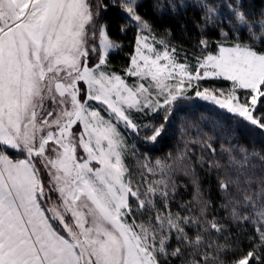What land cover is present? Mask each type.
<instances>
[{
  "label": "snow or ice",
  "instance_id": "6c2138e0",
  "mask_svg": "<svg viewBox=\"0 0 264 264\" xmlns=\"http://www.w3.org/2000/svg\"><path fill=\"white\" fill-rule=\"evenodd\" d=\"M113 3L125 14L120 31L133 22L136 31L125 74L139 82L131 86L105 70L110 52L122 46L100 22L101 9L108 14L104 0L95 7L89 0H0V264H223L220 252L227 245L220 240L228 221L251 223L256 233L249 237L250 250L232 264H264V152L226 150L227 164H209L223 169L217 175L223 220L210 215L211 201L199 196L198 211L181 204L182 211L172 212L173 169L159 160L155 168L145 163L152 175L159 168L161 178L141 176L135 183L119 128L138 132L132 111H168L187 98L193 81L222 78L231 82L227 93L197 88L195 95L264 129V114H254L264 103V51L256 47L264 46V13L256 23L243 0L221 5L226 11L196 0L203 27L216 25L220 35L213 52L201 31L193 65L178 59L167 38L156 37L138 12L139 0ZM154 7L164 14L163 4ZM179 8L187 4L172 2L169 11ZM233 34L239 38L227 44ZM92 57L97 63H90ZM237 89L247 90L243 103ZM145 127L151 142L165 130L163 124ZM52 191L56 201L47 195Z\"/></svg>",
  "mask_w": 264,
  "mask_h": 264
},
{
  "label": "trees",
  "instance_id": "16d2710c",
  "mask_svg": "<svg viewBox=\"0 0 264 264\" xmlns=\"http://www.w3.org/2000/svg\"><path fill=\"white\" fill-rule=\"evenodd\" d=\"M157 2L164 5L163 15L154 7ZM172 2L180 4L182 0H139L138 12L152 25L156 37L167 38L171 45L176 46L180 61L194 64V56L199 53L198 43L201 31H204L206 38L210 41V51L214 52L220 28L213 24L203 27L202 11L195 6L196 0H183L187 8H179L176 13L169 11ZM208 2L214 3L221 11H226L221 8V5L227 4L229 0H208ZM104 3L108 5V14L104 15V10L101 9L100 20L106 23L111 39L122 46L119 50L110 52L106 69L110 73L123 77L125 69L129 67L130 56L134 53L135 27L130 25L128 31L122 33L120 28L125 23V19L122 18L125 14L119 6L114 5L113 0H104ZM243 4L244 11L249 13L256 23H259L260 14L264 13V0H243ZM223 23L227 31L231 25L227 20ZM243 35L247 36L248 33L245 31ZM238 38L236 34H233L227 44L233 43ZM256 47L264 51V46L257 43ZM185 54H187V61H185ZM201 84L206 87L224 89L231 86L229 81L222 79L204 80ZM254 114L257 117L264 114V103H258ZM145 118L146 123L152 119L149 115ZM152 122L157 126L163 124L165 130L155 142L146 141V139L133 142V150L127 158V166L133 181L139 183L141 176L146 180H159L161 178L159 168L156 169L155 175H152L143 165L147 163L155 168L158 160L166 163L173 169L169 176L176 185L175 199L171 201V211H182L181 204H188L198 211L199 205L194 197L199 196L204 201H211L210 215H216L223 220L227 213L221 207L223 196L217 180L218 172L222 175L223 169H210L209 164L216 162L227 164L229 153L226 150H231L234 155L239 154L240 148L246 149L249 153L264 152V129L237 116L201 104L177 107L167 120L158 115ZM181 154H183V160L180 159ZM13 155L15 158H23L15 152ZM256 167L258 169L259 165L257 164ZM255 234V226L251 223L241 224L238 227L235 223L228 221V231L224 234L226 239L220 240L222 245H227L225 250L220 252L223 264H232L234 259L247 253L251 248L249 237ZM172 244L175 246V241H172Z\"/></svg>",
  "mask_w": 264,
  "mask_h": 264
},
{
  "label": "rangeland",
  "instance_id": "374dc122",
  "mask_svg": "<svg viewBox=\"0 0 264 264\" xmlns=\"http://www.w3.org/2000/svg\"><path fill=\"white\" fill-rule=\"evenodd\" d=\"M89 3H91L93 5V7H95L96 5V1L95 0H89ZM100 19V17H99ZM101 22V20H100ZM102 23V22H101ZM134 25V22L133 24ZM91 27V26H89ZM94 43H96L98 45L99 43V39H98V31H97V38L95 41H93ZM157 48H160V45L157 44L156 45ZM134 54V53H133ZM90 63L91 64H95L97 63V58L96 57H92L91 60H90ZM194 64H195V60H194ZM193 64V65H194ZM105 70L107 71L106 67H105ZM108 72V71H107ZM110 73V72H109ZM123 79H125V81L131 86L133 85L134 83H138L139 80L138 78L136 77H131V76H127L125 74V76L122 77ZM210 79H217V78H208V79H203V80H200V81H193V84H192V88L189 89L186 93V96L187 98H179L177 99L170 107H169V110L168 111H165L164 108H160L158 111H150L148 109H145L144 111H132L131 115H132V118L134 120V122L138 125L139 127V131L138 132H133L131 129H125L124 128V125L123 124H120L119 125V128H120V131L123 135V139H124V148L122 149L123 153H124V156H123V159H124V163L125 165L127 166V158L130 156L131 154V151L133 150V147H134V141L135 140H143L145 139V136L146 135H150L151 134V128L150 127H145V125H156V123H153V119L156 118L158 115H161L163 117V119H165V117H169L171 112L175 110V108L177 107H181V106H184V105H193V104H201V105H206V106H209V107H212V108H215L217 110H220L224 113H227L229 115H232V116H237L241 119H243L244 121L246 122H249L247 120H245L243 117H240L234 113H229L226 109H221L218 105H216L215 103L211 102V101H206V100H202L200 97L196 96L195 95V92L197 90V88H199L201 91L204 89V88H208V89H223L225 90V92L227 93V91L231 88V86L228 88V89H224V88H214V87H206V86H203L201 83L202 81L204 80H210ZM219 79H222V78H219ZM223 80V79H222ZM230 82V81H229ZM144 83H148V81H144ZM170 83H175V81H170ZM230 85H231V82H230ZM153 92H155V89H153ZM246 92L247 90H244V89H237L236 90V94L239 96L240 98V101L243 103L244 100H245V96H246ZM216 95L219 96V92L217 91L216 92ZM162 99V98H161ZM90 105H92L93 108H96V109H102L104 106L101 105V104H98L96 101H89L88 102ZM70 107V105H69ZM258 107V104L257 106ZM145 112H147V115H145ZM105 117H107L108 113L107 112H104L102 113ZM148 115L152 118L151 121L149 120V123L145 122L146 118L145 117H148ZM166 120V119H165ZM157 122V121H156ZM250 123V122H249ZM157 126V125H156ZM76 130H80L79 128V125L77 126H74ZM16 154H19V153H16ZM78 154L80 155H83V149L82 148H79L78 149ZM54 155V154H53ZM128 167V166H127ZM41 168H42V179L44 181L45 184H48L49 183V176L47 174V170L46 169H43V166L41 165ZM125 179L127 180L128 177L126 176ZM47 191V190H46ZM47 195L51 196L53 198L54 201L57 200L58 198V193L55 192V191H52V192H47ZM69 220H71V217L69 216L68 217Z\"/></svg>",
  "mask_w": 264,
  "mask_h": 264
}]
</instances>
